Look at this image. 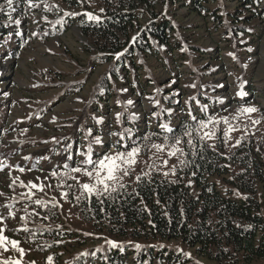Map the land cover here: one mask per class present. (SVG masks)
<instances>
[{
  "label": "trees",
  "instance_id": "trees-1",
  "mask_svg": "<svg viewBox=\"0 0 264 264\" xmlns=\"http://www.w3.org/2000/svg\"><path fill=\"white\" fill-rule=\"evenodd\" d=\"M15 1L8 8L7 0H0V59L9 56L10 62L59 24L62 30L68 25L33 29L23 3ZM87 2L95 19L89 15L77 26L85 68L72 74L73 83L55 82L58 73H44L45 81L37 85L50 89L56 83L61 88L56 101L87 88L79 101L87 107L86 124L73 136L65 132L58 144L53 137L30 136L25 125L55 105L48 101L17 119L13 131L26 148L48 143L42 155L28 161L43 162L60 174L75 167L93 170L77 161L72 166L73 157L99 161L118 153L126 157L133 148L139 152L131 166L117 161L121 170L103 194L82 188L95 184V173L84 179L82 172H72L78 180L70 185L64 180L67 195L41 199L43 204L21 198L25 189L8 182L0 190V212L17 222L31 260L49 252L50 264H264V108L251 118L229 117L228 104L243 108L249 97L231 98L228 104L217 97L232 87L237 94L260 88L251 72L264 39V0ZM142 103L153 108L135 110ZM108 106L118 109L119 119H104L111 117ZM5 118L0 115V121ZM175 149L180 151L170 155ZM22 150L15 154L17 169L25 158ZM8 165L0 164V175ZM23 169L24 175L45 173ZM96 187L102 192L101 185ZM2 250L0 264L7 252L26 263L16 249Z\"/></svg>",
  "mask_w": 264,
  "mask_h": 264
},
{
  "label": "rangeland",
  "instance_id": "rangeland-1",
  "mask_svg": "<svg viewBox=\"0 0 264 264\" xmlns=\"http://www.w3.org/2000/svg\"><path fill=\"white\" fill-rule=\"evenodd\" d=\"M87 1L74 0V7L69 8L61 0H20L23 3L24 16L29 20L31 28L34 29L36 26L43 25L45 30L48 23L60 22H65L68 25L65 27L64 24L65 29L62 30V25L59 24L60 27L55 30L56 32L54 31L51 35H47L48 37H44L43 40H35L34 43L30 44V47L20 51V57L16 61L10 62L9 56L0 59V108H3L0 110V115L2 114L6 117L4 122L0 121V129L1 127L5 128L3 131L9 134L3 135L0 131V139H2L0 141V158H6L5 161L0 160V164H4L6 161L10 164L5 173L0 175V190L7 189L8 182L11 180L18 183V186H21L23 183L24 186L22 187L25 189V194L21 198L27 200L34 199L32 203H35L37 199L59 200V197H62L67 189V184L64 183V180L69 179L70 183L68 185H70L73 182L77 183L78 179L72 175V171L66 170L65 173L60 174L56 170L44 165L43 162L34 165V159L28 161L35 155H42L48 143L41 141L36 147L28 148L24 147L26 145H19L18 140L20 139V135L13 131V126L17 123V119L22 120L27 118L28 114L33 112L34 106L48 101L55 103V105L49 111L47 110L45 114L39 115V119L31 121L32 124L27 123L25 125V130L28 131L30 136L38 140L53 137L58 139L55 142L58 144L60 136L64 138L65 132L69 131L68 134L73 136L78 131L80 125L86 124V118L84 119V116L87 107L85 103L79 101L83 99L81 96L87 94V88L81 91L79 90V92L71 94L61 101H56L57 97L61 96V88L55 85V82L62 84L73 83L76 79L72 77V74L74 72L76 73V71L78 72V70H83L86 66L87 57L80 50V46L83 45V40L80 37L77 26L81 23L79 20H87L86 17L94 15V11L88 5ZM16 4L17 2L15 1L11 5H8V8H13ZM50 8L54 11L50 12ZM257 52V61L253 66L251 75L260 88H257L254 92L244 90L243 94L240 92L237 94L235 87H232L221 90L224 92L217 94V97L221 102H225V104H228V99L230 100L231 98L249 97L248 101L250 104L243 108L229 103V107L225 111L229 117H233V114L238 115L242 113L244 117L251 118L256 112L245 113L242 109L248 107H255L256 109L264 108V39L258 45ZM44 73L51 76H55L56 73L59 74L57 76L59 81L53 82L55 84L50 89H48L49 87L45 88L47 87L46 85H43V87L37 86L39 82L45 81ZM227 81L231 85L230 78H227ZM134 106L132 105V107ZM108 108V115L111 117L104 119L107 120L112 117H117V114H119L118 109L109 106ZM134 108L135 110L140 108V110L149 112L153 107L148 103H142L140 107ZM138 112L136 111V114ZM98 115L100 114L95 112L93 116L100 118L102 121L103 117L101 118ZM219 116L221 115H216V118ZM66 119L72 120L66 122L64 121ZM22 148L26 149L22 150ZM20 150H22L20 156H25L20 161L22 168H25L27 165L28 168H35L36 171H41L42 169L43 172L49 174H43L41 172L31 173L27 171L28 175H24L25 170L21 172L15 168L14 165L18 159V155L15 154ZM113 152L114 150L110 149L108 154H112ZM71 161L72 166H74L75 161H77L79 166L85 163L82 156H77V159L73 157ZM53 172L57 175L53 176ZM82 175L84 179L87 178L83 173ZM72 177H75V179H72ZM30 183L43 185V191L30 188L28 186ZM0 229H3L0 232V236L6 238L0 243V252L3 251L2 249L9 251L16 249L11 245V241L15 240L17 241V247L23 249L21 256L26 255V259L24 258L25 263L24 261H18L17 255L7 252L4 258V264H17V262L19 264H50L49 257L51 255L49 252H45L42 256H35L34 260H31L32 253L30 246L25 241L21 242L19 240L21 236L18 233L19 227L17 222L9 219L6 212H0ZM7 259L9 261H6ZM61 260L66 262V257L63 256Z\"/></svg>",
  "mask_w": 264,
  "mask_h": 264
},
{
  "label": "snow or ice",
  "instance_id": "snow-or-ice-1",
  "mask_svg": "<svg viewBox=\"0 0 264 264\" xmlns=\"http://www.w3.org/2000/svg\"><path fill=\"white\" fill-rule=\"evenodd\" d=\"M13 2V0H7L8 5H11ZM89 19H95V17L89 16ZM18 23V22H17ZM242 94V93H241ZM128 103H131V101H129ZM243 112L245 113H254L257 111V109L255 107H248V108H244L242 109ZM117 119H119V114H117ZM216 123H219V121H216ZM224 123H227V119H224ZM253 123H259V121H253ZM162 127L167 128L166 125H163ZM202 128H206L207 124H201ZM233 129L230 127L228 129L229 132H231ZM188 135H190V133H186ZM207 135V134H206ZM225 135H227V133H225ZM100 141H97V143H99ZM177 143H179V141H177ZM154 147H156L158 150L162 151L163 148L159 145H154ZM177 151H180V149H175L174 151H172L170 153V155H175ZM139 152V149L137 148H133L131 151L127 152V156L125 157L124 153H118L116 155H106L103 159L99 160V161H93L91 158L87 159L85 161L86 164H91L93 166V170L89 171L87 169H82L80 167H75L72 168L71 171L72 172H76V173H83L85 176L92 178L94 173H95V184H88V183H84L82 185V188L85 190V192L88 193H97V194H103V192H108L109 191V181H115L117 179V176L115 175V173L119 170H121V165L119 163H117V161H122L123 163L131 166L132 164H134L136 161L134 159L135 155ZM166 163V162H165ZM21 172L24 171L23 168L19 169ZM125 174H127L126 169L124 170ZM104 172L106 173L105 175H101V173ZM53 176L57 175L55 172L52 173ZM72 179H75V177H72ZM96 185H101L102 186V192L99 191L96 187ZM21 186H24L23 183L21 184ZM30 188L33 189H38L39 191H43V185H37L35 183H30L28 185ZM112 191H115V189L113 188ZM64 195L66 196L67 193H64ZM77 199H79V197H77ZM36 204H43L44 202L40 199H37L35 201ZM23 219V217L21 218ZM3 229H0V232H2ZM6 238L3 236H0V243H2ZM109 244H113V242L109 241ZM11 245L13 248H16L18 251H20L21 253H23V249H20L17 247V241L13 240L11 241ZM113 246H115L113 244ZM137 247H139L137 245ZM7 250V249H5ZM49 261H51V257H49ZM17 264H19V262H17Z\"/></svg>",
  "mask_w": 264,
  "mask_h": 264
}]
</instances>
